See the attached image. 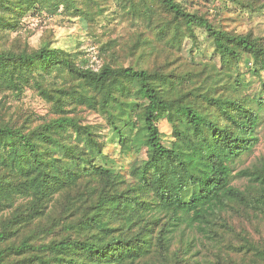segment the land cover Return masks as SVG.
I'll return each mask as SVG.
<instances>
[{
  "label": "trees",
  "instance_id": "1",
  "mask_svg": "<svg viewBox=\"0 0 264 264\" xmlns=\"http://www.w3.org/2000/svg\"><path fill=\"white\" fill-rule=\"evenodd\" d=\"M111 1L0 0V28H16L30 12L93 21ZM116 1L143 22L132 64L94 69L48 43L0 46V264H264V159L234 169L259 140L264 42L218 27L181 0ZM231 1L243 11L264 8ZM198 30L259 77L255 105L204 91L177 69L174 48L197 43ZM57 66L76 80L50 83ZM118 82L129 98L116 93ZM27 90L47 112L22 104ZM111 142L120 154L145 157L126 174ZM236 177L248 179L244 188Z\"/></svg>",
  "mask_w": 264,
  "mask_h": 264
},
{
  "label": "rangeland",
  "instance_id": "2",
  "mask_svg": "<svg viewBox=\"0 0 264 264\" xmlns=\"http://www.w3.org/2000/svg\"><path fill=\"white\" fill-rule=\"evenodd\" d=\"M181 1L189 10L199 11L220 28L238 33H251L264 42V8L256 12L243 11L239 4L231 0ZM142 27L143 22L131 19L121 10L118 2L113 0L109 10L93 21L62 12L51 15L46 12H30L22 18L16 28H0V46L28 44L37 48L48 43L69 51L81 66L98 69L105 61L129 65L133 62L131 53ZM197 33V43L187 39L181 51L174 48V51L181 54L177 69L187 72L190 75L189 82L200 86L204 91L232 93L255 102L260 87L259 77L253 75L245 64L237 68L230 57L214 49L205 34L200 30ZM237 76H240L239 82L236 80ZM47 79L50 83L58 85H66L76 80L73 74L61 66L55 67L47 75ZM127 89L125 90L121 82L115 86L116 93L123 98H129L130 89ZM22 104L39 113L48 111L46 103L30 90L22 96ZM112 107L114 110L120 109V105L116 103ZM259 111L260 122L256 133L259 140L251 150L237 159L234 164L235 173L264 159V109ZM159 125L164 142L172 145V126L166 118H163ZM107 150L116 158L117 165L126 174L137 160L145 157V152L120 154L116 142L108 143ZM247 183L248 179L245 177H236L233 180V184L241 188ZM185 229L191 235L195 233V230L189 227Z\"/></svg>",
  "mask_w": 264,
  "mask_h": 264
}]
</instances>
